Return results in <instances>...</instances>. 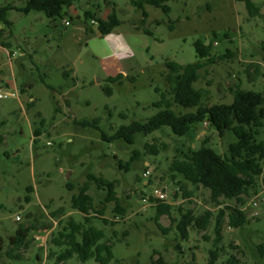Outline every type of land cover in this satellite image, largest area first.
<instances>
[{
  "label": "rangeland",
  "instance_id": "obj_1",
  "mask_svg": "<svg viewBox=\"0 0 264 264\" xmlns=\"http://www.w3.org/2000/svg\"><path fill=\"white\" fill-rule=\"evenodd\" d=\"M114 1L120 6L122 21L116 31L132 50L129 63L133 70L112 82L106 73L107 57L88 44L96 32L92 21L94 16L100 17L98 8L106 12L113 7L105 0H75L56 19L41 11H21L28 0H0V6H14L7 14L11 26L3 24L6 47L0 44V75L4 77L0 83L13 87L16 82L20 92L19 98L0 99V237L4 240L0 264H38L44 258L47 264H100L94 258L83 262L74 256L59 262L57 257H50L52 250L60 251L52 238L67 220H84V215L72 207V199L90 182L89 174L116 182L120 209L115 202L105 201L107 190L99 189L94 182L89 187L94 200L91 213L96 216L92 224L104 229L106 239L114 245V259L109 264H150L153 256H162L166 264H208L210 250L216 248L219 211L236 204L228 200L214 207L209 192L193 186H189L193 190L189 199L182 202L183 194L174 199L180 188L178 181L183 178H173L170 171L181 147L195 150L205 144L219 153L228 152L229 145L236 141L231 131L220 137L211 124L196 122L186 136L178 137L165 126L147 136L139 134L136 143L130 145L103 140L101 130L111 135L121 125L156 114L160 108L153 103L169 88L167 61H198V40L212 42V56H217L214 63L200 70L194 84L207 91L204 104L233 102L231 89L236 85L263 91L264 0H254L260 8L256 16L241 0H167L169 13L146 4L144 23L141 10L127 12L132 8L130 0ZM65 19L70 25L63 23ZM23 50L29 53L25 57L20 55ZM229 50L232 55L227 57ZM95 119H99L100 129L76 123ZM37 128L40 136L34 135ZM257 140L264 141V121ZM147 144H157L160 153L151 154ZM132 157L136 160L129 171L119 166L120 161L126 163ZM148 168L152 171L146 176ZM69 182L73 190L68 188ZM30 186L32 192L28 191ZM155 188L166 190L174 202L172 215L159 218L166 232L156 221V203L142 202V197ZM245 201L242 208L249 222L243 228H233L225 219L216 264H229L233 256L238 264L264 260L259 250L264 244V172ZM102 209L103 217L98 213ZM188 209H193L196 216L212 210L214 216L207 230L192 226L189 238L183 240L177 225ZM20 224H34L36 229L21 259H9V238Z\"/></svg>",
  "mask_w": 264,
  "mask_h": 264
},
{
  "label": "trees",
  "instance_id": "obj_2",
  "mask_svg": "<svg viewBox=\"0 0 264 264\" xmlns=\"http://www.w3.org/2000/svg\"><path fill=\"white\" fill-rule=\"evenodd\" d=\"M75 0H28L27 5L20 9L25 13L31 11H41L50 19H56L62 16L67 7H70ZM109 5H113V12L107 19L99 17L98 31L101 35H107L113 32L122 21L118 17L116 4L112 1L105 0ZM131 3L143 12V20L148 16L146 4L170 12V7L166 4L167 0H130ZM247 5L252 16H256L260 12V8L254 0H241ZM14 9L12 5L0 6V21L8 26L12 22L8 19V12ZM145 33L153 35L147 29L141 26ZM4 29L0 30V44L6 45L2 41ZM199 60L193 63L180 64L175 61H167L168 68L167 80L168 90L162 93L161 100L153 103L154 107L160 110L149 117L147 120H134L130 124L121 125L113 134L109 135L106 131L101 130L102 139L108 142L124 141L133 145L136 143L139 134L149 135L168 126L172 129L174 135L184 137L188 134L192 125L196 122L208 121L218 132L220 137H224L228 131H231L236 141L231 143L228 152L219 153L213 147L202 145L199 149L179 148V154L174 157L171 162L170 171L173 178L181 175L182 180L178 181L182 196L188 198L193 194V190H189V186L193 188H203L209 192V201L212 206L220 207L228 200H235L236 204L227 205L220 209L217 216V233L218 238L215 240V249L210 250V259L208 264H216L221 248L218 243L221 241V227L228 219V223L233 228H243L248 222L247 212L242 208L246 201L245 197L250 196L252 191L257 188L259 178L264 172V141H258L257 135L264 121V90L254 91L242 89L236 85L232 88L234 94L231 103H215L204 104L203 98L207 91L195 88L194 84L200 78V70L205 68L208 63H214L217 56H212V42L198 40L195 43ZM232 51H228L226 56H231ZM124 75L108 77L109 81H118ZM108 93H112L110 88L106 89ZM160 91L159 88L156 89ZM182 107L185 109H194V111H176L174 108ZM126 117L124 114H121ZM76 123L82 127L98 126L99 119L80 120ZM35 136L41 135V130H35ZM3 138H0V141ZM166 146V145H165ZM147 148L151 154L158 155L160 147L157 144H147ZM137 153V152H135ZM136 160L132 157L128 162H119V166L123 169L130 170L132 162ZM89 181L94 182L99 189L107 190L106 202H115L117 208L120 209V202L116 191V182L107 179L104 176L89 174ZM90 182L81 186L80 191L72 199V207L84 215L83 221H77L69 218L65 226L52 238V244L56 248H60L59 252L51 251L50 257H57L59 262L77 256L79 260L85 262L94 258L100 264H109L114 259L113 242L106 239L104 229L98 228L92 224L96 216L92 215L94 209L93 197L89 194ZM68 188L74 189L69 182ZM34 188L30 186L29 192ZM180 192H175L174 199L178 198ZM28 202L31 201L29 195L26 196ZM158 226L163 230L159 223V218L163 215H172L173 204L165 201L156 203ZM104 215V209L98 212ZM56 215V214H54ZM214 212L206 210L201 216H196L193 209H188L183 213L178 222L177 229L183 240L189 238L190 227L194 226L197 230H207L212 222ZM105 223L109 220L102 218ZM36 229L34 224H20L15 234L9 238V247L6 255L9 259L20 260L21 253L28 249L31 241V233ZM180 248V245H178ZM4 249V240L0 237V250ZM262 258H264V244L259 246ZM229 264H238L234 256L228 261ZM150 264H166L164 258L159 256L152 257ZM253 264H264V260Z\"/></svg>",
  "mask_w": 264,
  "mask_h": 264
},
{
  "label": "crops",
  "instance_id": "obj_3",
  "mask_svg": "<svg viewBox=\"0 0 264 264\" xmlns=\"http://www.w3.org/2000/svg\"><path fill=\"white\" fill-rule=\"evenodd\" d=\"M109 1H112L116 4L115 8H116L118 17L121 18L120 17L121 15L120 6L118 5V3L115 2L114 0H109ZM105 3L109 5L107 1ZM110 6H113V5H110ZM98 9L100 12V17L103 19H107L109 15L112 14L113 12V7L108 8L106 12H103L102 8L100 7ZM137 10L138 9L132 4V8L129 7V9H127V12L130 11L134 13ZM95 17H97V15ZM136 27H138V25H136ZM2 29H4V27H3V23L0 21V30ZM95 29H96V32L94 33V36L89 39L88 44H91L93 46V48L95 49V52L107 57L108 59L107 65H106L107 77H111V76L114 77L119 74L129 75V73L133 70L132 65L129 63V58L132 53V50L128 42L126 41L125 37L122 34L118 33L116 29L107 35L100 34V32L98 31V25L95 26ZM100 46L102 47L100 48ZM28 54L29 53L27 51L23 50L20 55L21 57H25ZM0 80L1 81L4 80L3 75H0ZM1 85L3 84L0 83V86ZM9 85L10 84H7V86ZM12 86L18 89V85L16 82ZM28 88H30L29 85H28ZM31 89L32 88H30V90ZM30 100H31L30 102L32 103L35 102V98L33 96H31Z\"/></svg>",
  "mask_w": 264,
  "mask_h": 264
},
{
  "label": "built area",
  "instance_id": "obj_4",
  "mask_svg": "<svg viewBox=\"0 0 264 264\" xmlns=\"http://www.w3.org/2000/svg\"><path fill=\"white\" fill-rule=\"evenodd\" d=\"M63 23L68 26L70 25V21L69 20H64ZM92 23L94 25H98V22L96 19H93ZM14 55V53H13ZM12 57V55L10 56ZM20 92L17 88L15 87H10V86H4L1 85L0 86V99H11V98H19ZM210 123L208 121L204 122V125H209ZM152 169L148 168L147 171L145 172L144 175H149L151 174ZM180 192V195H182L181 190L178 188L177 189ZM186 199L188 198H184L182 199V202H184ZM158 201H165V202H169L174 204V202H172L171 200H169V194L166 190L162 189V188H155L152 193L150 195H144L142 197V202L145 203V205H147L148 203H157ZM254 205H257V202H254ZM18 219H20V217L18 216ZM40 238V237H38ZM38 264H47V258L44 259H40Z\"/></svg>",
  "mask_w": 264,
  "mask_h": 264
},
{
  "label": "water",
  "instance_id": "obj_5",
  "mask_svg": "<svg viewBox=\"0 0 264 264\" xmlns=\"http://www.w3.org/2000/svg\"><path fill=\"white\" fill-rule=\"evenodd\" d=\"M70 174V173H69ZM69 176V175H68Z\"/></svg>",
  "mask_w": 264,
  "mask_h": 264
}]
</instances>
